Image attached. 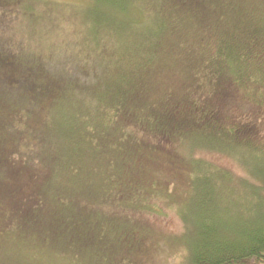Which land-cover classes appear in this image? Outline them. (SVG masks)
Instances as JSON below:
<instances>
[{
    "label": "trees",
    "instance_id": "1",
    "mask_svg": "<svg viewBox=\"0 0 264 264\" xmlns=\"http://www.w3.org/2000/svg\"><path fill=\"white\" fill-rule=\"evenodd\" d=\"M89 1L77 31L92 8L109 35L83 32L59 64L52 13L45 50L0 39V247L30 264H142L160 203L182 227L170 264H264V0H144L142 14Z\"/></svg>",
    "mask_w": 264,
    "mask_h": 264
},
{
    "label": "rangeland",
    "instance_id": "2",
    "mask_svg": "<svg viewBox=\"0 0 264 264\" xmlns=\"http://www.w3.org/2000/svg\"><path fill=\"white\" fill-rule=\"evenodd\" d=\"M6 1L14 4V6H9L5 10H2V12L5 13H0V19L5 18L4 26L0 25V39H2V42H5L8 47H10V49H8V52H12L15 56H20L24 53H32L34 51L40 52L41 50H45L47 48V43H45V36L46 32L51 29L49 26V15L51 13L54 22L52 28L55 34L58 36V42L51 45V47L54 48L53 52L49 55L50 59L54 60L49 62V64L51 65H53V62H55L54 64L60 63L58 62L60 58V56L58 55V51L62 49L61 47L68 48V44L75 43L76 41L78 42L83 32L84 38L88 40V42H92L95 38L94 28H96V31H100L99 29H103L101 31L102 36H108L110 32L109 30L104 29L109 26L108 22L104 21V23H100L101 25L97 24L96 27L94 23L95 13L93 9L91 8L87 10L85 8L78 15L79 18H81V20L85 22L84 28L81 27L82 33H79L80 31L78 30V21L72 13L80 11L79 9L85 6L89 8V0ZM147 5L149 4L145 3L144 0H135L133 9L139 12V14H142L144 13V9ZM154 6L155 8L156 6H158V3L156 1L151 5V7ZM6 14L7 17H10V19L5 17ZM106 18L107 15L104 20H106ZM149 21L150 23H156V16L150 17ZM153 26L154 25L149 24V26H146L145 29L140 30L139 33L148 34L149 29H152ZM155 29L160 30L159 25H157ZM161 39L162 35L157 36V41ZM117 83H120V77L118 75H113L103 80L101 85H99L98 87H94L95 89H110L114 84ZM238 100L244 101L240 98H238ZM252 124L256 128L259 127V124L254 120L252 121ZM54 131L55 135H57L58 137L64 136L61 133V130L58 131V128L57 131ZM257 137L261 140H264L263 136L257 135ZM55 141L60 146V141L57 139H55ZM43 143L46 151L56 149L54 140L51 137L43 139ZM62 146L64 149H68L69 143L62 142ZM53 154L54 156L60 155L58 152H54ZM249 156L252 157L251 155H247V159H249ZM92 165L93 164H83L81 166L82 174L87 175L90 172V168ZM229 167L232 166L229 164ZM240 170L242 169L240 168ZM153 172L157 176L162 175L161 172H159L158 168H153ZM240 197L244 199L247 196L241 194L240 196H238V198ZM157 205L162 209L163 216L147 218L149 222V228L155 235V241L149 247H145L139 254L138 259L142 264H170L173 257L180 251V248H176V246L174 245V239L182 233L181 224L176 214L172 210L164 208V206L160 203H157ZM161 242H163L165 247L168 249V253H161L159 249L157 250L156 246H159V243ZM10 251L11 249H9L8 247H0V264H30L28 260H22L19 255ZM180 262L181 260L177 259L176 257V261L174 264H180ZM42 264H56V261L47 259L43 260ZM62 264L85 263H77L76 261L68 262L64 260ZM135 264H139V261L136 260Z\"/></svg>",
    "mask_w": 264,
    "mask_h": 264
}]
</instances>
